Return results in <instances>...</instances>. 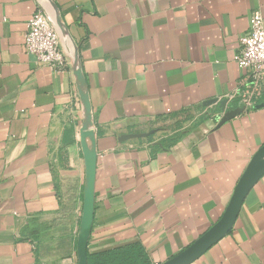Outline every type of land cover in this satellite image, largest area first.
<instances>
[{
    "label": "crops",
    "instance_id": "crops-1",
    "mask_svg": "<svg viewBox=\"0 0 264 264\" xmlns=\"http://www.w3.org/2000/svg\"><path fill=\"white\" fill-rule=\"evenodd\" d=\"M37 10L59 35L62 71L25 52ZM256 11L264 0H0V264H78L77 69L98 154L88 255L140 244L162 264L217 223L264 146V102L229 101ZM192 264H264V177Z\"/></svg>",
    "mask_w": 264,
    "mask_h": 264
},
{
    "label": "water",
    "instance_id": "water-1",
    "mask_svg": "<svg viewBox=\"0 0 264 264\" xmlns=\"http://www.w3.org/2000/svg\"><path fill=\"white\" fill-rule=\"evenodd\" d=\"M79 96L83 105L84 120L80 131V144L84 156L86 179L84 188V206L81 225L77 240L78 264H88V243L92 233L95 217V182L97 173V147L93 129V111L90 103L87 82L80 69L76 70ZM219 104L222 109L227 101H210L207 105ZM237 113L228 114L223 122L232 119ZM264 177V146L253 156L243 175L239 179L230 202L222 217L209 230L201 235L194 243L182 252L162 264H192L203 256L209 249L227 236L233 229L243 204L255 187Z\"/></svg>",
    "mask_w": 264,
    "mask_h": 264
},
{
    "label": "built area",
    "instance_id": "built-area-1",
    "mask_svg": "<svg viewBox=\"0 0 264 264\" xmlns=\"http://www.w3.org/2000/svg\"><path fill=\"white\" fill-rule=\"evenodd\" d=\"M24 49L36 58L38 65H47L57 71L67 67L59 35L40 10L28 22ZM235 61L241 78L239 89L229 101L237 100L245 110L253 109L264 102V17L260 11L251 15L249 31L240 39Z\"/></svg>",
    "mask_w": 264,
    "mask_h": 264
},
{
    "label": "trees",
    "instance_id": "trees-1",
    "mask_svg": "<svg viewBox=\"0 0 264 264\" xmlns=\"http://www.w3.org/2000/svg\"><path fill=\"white\" fill-rule=\"evenodd\" d=\"M88 264H150V259L142 245L133 244L98 255H88Z\"/></svg>",
    "mask_w": 264,
    "mask_h": 264
}]
</instances>
